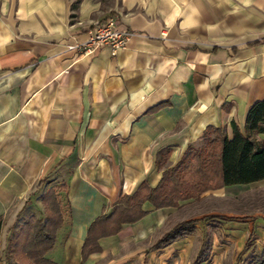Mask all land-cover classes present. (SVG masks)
<instances>
[{"label": "crops", "instance_id": "crops-1", "mask_svg": "<svg viewBox=\"0 0 264 264\" xmlns=\"http://www.w3.org/2000/svg\"><path fill=\"white\" fill-rule=\"evenodd\" d=\"M109 14L132 33L124 48H67ZM262 98L264 0H0V235L54 175L70 222L46 253L78 264L89 222L120 193L156 184L206 126L242 131ZM142 207L83 264H151L179 240L150 248L175 206Z\"/></svg>", "mask_w": 264, "mask_h": 264}, {"label": "trees", "instance_id": "trees-1", "mask_svg": "<svg viewBox=\"0 0 264 264\" xmlns=\"http://www.w3.org/2000/svg\"><path fill=\"white\" fill-rule=\"evenodd\" d=\"M71 8H76L75 2L71 3ZM74 16L72 12L70 17ZM231 130L228 139L224 129L206 126L200 137L202 144L198 147L188 144L176 163L161 170L156 184L141 180L131 193H120L109 211L97 214L89 222L78 264H83L90 252L100 249L99 237L113 234L123 223L133 222L145 214L148 211L142 207L145 201L154 208L176 206L179 201L194 198L208 189L264 178V98L248 107L242 131L233 123ZM168 152L165 150V155ZM44 183L49 184L38 192ZM66 189V181L54 175L38 181L18 212L28 204L29 197L37 193L44 214L26 216L17 225L6 253L9 264H57L46 252L54 243L56 230L70 222ZM194 228V218L178 220L163 231L150 248L163 247L191 234ZM210 246L211 238L206 236L192 259L193 264L205 260ZM240 264H264V247L246 254Z\"/></svg>", "mask_w": 264, "mask_h": 264}, {"label": "rangeland", "instance_id": "rangeland-1", "mask_svg": "<svg viewBox=\"0 0 264 264\" xmlns=\"http://www.w3.org/2000/svg\"><path fill=\"white\" fill-rule=\"evenodd\" d=\"M201 144V140H198L192 145L198 147ZM48 184L44 183L38 192H42ZM238 184L240 185L232 189L206 190L194 198L179 201L164 225L155 230L153 235L168 229L181 219L194 218L195 228L191 234L157 251L151 264H193L192 259L206 236L211 238V246L201 264H240L246 254L264 247V180ZM31 214H44L43 204L37 193L29 197L28 204L17 212L11 224L5 228L4 234L0 235V264H9L6 258L9 240L22 219ZM63 228L65 229L62 226L57 230L60 238ZM120 264L138 263L129 258Z\"/></svg>", "mask_w": 264, "mask_h": 264}, {"label": "built area", "instance_id": "built-area-1", "mask_svg": "<svg viewBox=\"0 0 264 264\" xmlns=\"http://www.w3.org/2000/svg\"><path fill=\"white\" fill-rule=\"evenodd\" d=\"M131 34L130 30L119 25L115 15L109 14L94 20L87 27L84 41L67 45V48L81 54H92L100 47L106 46L110 55H115L118 50L124 48Z\"/></svg>", "mask_w": 264, "mask_h": 264}]
</instances>
